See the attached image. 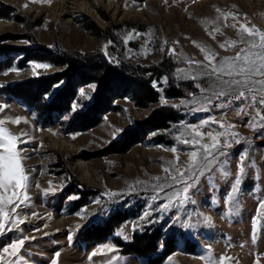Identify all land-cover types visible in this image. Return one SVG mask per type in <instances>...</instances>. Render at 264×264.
Segmentation results:
<instances>
[{"label":"rangeland","instance_id":"rangeland-1","mask_svg":"<svg viewBox=\"0 0 264 264\" xmlns=\"http://www.w3.org/2000/svg\"><path fill=\"white\" fill-rule=\"evenodd\" d=\"M87 1L93 4L99 20L85 16L79 23H60L44 11L32 10L36 4L47 2L0 0V22L4 23L0 29V85H3L0 103L9 105L0 118L3 115L26 118L27 123L18 125L20 133L34 137L30 143L21 145L27 149L23 153L28 157L24 165L31 170L32 178L31 206L24 209L29 219L22 228L24 235L36 237L26 243L25 257L30 264H49L59 251V261L76 264H102L109 256L122 257L126 264H192L206 254L210 245L217 260L221 256L232 258L227 264H256L257 255L259 264H264V210L258 209V202L264 201V128L247 127L248 117L229 108L213 106L209 112L190 111L194 105H182L181 101L191 100L189 93L199 95L195 84L204 81L182 79L177 74L178 68L188 67L186 59L204 60V54L193 41L214 50L217 59L234 56L242 47L220 48L227 39H239L237 31L225 27L222 18L217 24L223 35L217 33L215 39L209 35L217 26L208 23L219 15L216 8L236 12L242 18L246 14L250 26L254 24L264 30V0H121L125 12H129L123 17L93 0ZM231 23L229 20L228 24ZM129 33L135 38L125 42ZM172 48L175 55L169 52ZM67 54L103 58L117 69V74L109 77L105 74L101 81L89 74L82 82L77 68L69 73V68L57 63L58 56ZM30 62L48 63L51 67L39 70L37 75L32 72ZM12 68L19 69V74H3ZM57 76L62 79L52 82L47 90L38 83ZM134 78L147 80L158 101H145L141 105L134 93ZM81 90L85 95L80 94ZM97 97L101 102L99 110L93 109ZM161 97H166L168 103L163 104ZM52 103L56 111L50 107ZM73 105L77 106L75 110ZM163 109L172 110L177 117L167 130L160 127V120L150 119L154 111ZM210 116L234 123L235 131L240 133L241 142L226 149L232 179L225 182L216 172L219 190H213L201 178L194 197L196 205L179 212L175 209L163 212L157 211V205L153 204L151 216L141 219L147 205L152 203L151 193L139 186L138 190L130 191L132 183L164 175L162 162L166 164L176 157L165 149L178 147L180 162H187L191 149L178 144L176 136L184 123L196 124ZM48 129L74 149L67 151L42 143L41 135ZM116 129L122 131L115 133ZM245 151L248 153L245 165L254 161L256 168L247 167L238 201L230 206L224 193L238 173L239 157ZM77 156L84 161L85 170L79 167ZM49 181L57 191L44 196L42 190L49 187ZM109 190L121 195L103 197ZM98 198L100 204L95 203ZM33 212L38 215L31 216ZM197 212L210 216L212 226L204 224ZM186 213L193 214L195 228L173 223L176 215L186 219ZM258 213L257 241L253 243V219ZM117 215L120 217L116 218ZM37 219L44 225H34ZM111 219L110 232L104 233ZM55 220H62V225L51 227ZM152 233L159 239L147 256L126 248L136 235ZM17 235L0 237V247ZM166 240L174 249L155 263ZM103 243H111L118 251L89 260L90 253Z\"/></svg>","mask_w":264,"mask_h":264},{"label":"snow or ice","instance_id":"snow-or-ice-1","mask_svg":"<svg viewBox=\"0 0 264 264\" xmlns=\"http://www.w3.org/2000/svg\"><path fill=\"white\" fill-rule=\"evenodd\" d=\"M33 2L51 3V0H33ZM24 6L27 7V5ZM216 12L219 14L216 20L208 23L217 26L209 32V35L213 39H215L217 33L223 35L217 24V21L222 18L225 27L230 26L237 31L239 39H227L220 44V48L229 50L238 46L242 47H239V51L234 56L217 59L218 53L193 41V44L204 54V60L186 59L185 63L188 67L178 68L177 74L182 79L203 80L204 83L195 84V87L199 90V95L189 93L191 100H182L181 104L194 105L190 108V111L193 112H209L213 106L220 109L229 108L234 110L237 115L248 117L247 127L253 130L264 128V30L254 24L250 26L246 14L242 18L240 14L233 11L224 12L220 8H216ZM229 20L232 21L230 25L228 24ZM134 38L135 36L129 33L125 42ZM164 43L167 44V41ZM175 43H178V41ZM105 48H107V45H105ZM169 52L172 55L176 54L174 48L170 49ZM30 64L32 72L37 75L39 70H47L51 67L50 64L43 62H30ZM19 71V69L12 68L6 70L3 74L9 75L10 72L19 74ZM0 87H3V85H0ZM90 87L94 89L95 85ZM80 94L85 95L83 90ZM161 102L167 104V98L161 97ZM8 107V104L0 103V114H4ZM76 107V105H73V110ZM21 122L27 123L26 118H12L7 115L0 118V237L10 233H19L14 238H10L6 245L0 247V264H30V261L24 255L25 245L27 242L36 239L34 236L24 235L22 228L29 219V214L25 213L24 209L31 206L32 198L29 189L32 186V178L30 175L31 170L24 165V161L28 157L24 156L23 153L27 149L21 147V145L30 143L34 137H30L28 133L24 132L17 135L7 127L9 123L18 126ZM212 125H216V127L212 128ZM235 128L234 123L217 120L215 116H210L196 124L184 123L182 130L176 136V141L178 144L190 147L191 150L187 152L188 161L185 163L180 162L178 147L165 149L176 154V157L175 160L168 161L166 164L162 162L164 175L153 176L148 181L136 180L130 186V191L138 190L139 186L151 193L150 200L152 203L147 205L141 219L151 216L153 204L157 205V211L163 212H170L173 209L179 212L189 205H196L197 201L194 197L199 192L198 185L201 178H204L213 190H219V186L216 184V172L220 174L221 179L225 182L232 179L226 149L232 147L233 143L241 142L240 133L235 131ZM205 129L208 130L205 131ZM48 131L52 130L48 129ZM120 131L122 130L116 129L115 133ZM222 157L225 159L221 160ZM247 157L248 153L246 151L240 154L238 173L224 193L225 201L230 206L238 201L243 180L247 175V167L256 168L254 161H249L248 165H245ZM213 169L216 171L214 172ZM35 186L40 187L38 184ZM193 189H196L197 192L194 193ZM42 191L44 196H48L50 193L54 194L57 187L49 181V187ZM118 195H121V193L111 190L103 193V197L109 199ZM160 201L164 202L160 203ZM95 203L100 204L101 199H96ZM258 209L264 210V201L258 202ZM85 214H81L82 218ZM30 215L36 217L38 214L33 212ZM48 215L51 216V213ZM196 215L203 217L204 224L209 227L212 226L213 221L210 216H205L202 212H197ZM185 216L186 219H182L180 215H176L173 223H180L183 228H195L196 225L192 223L193 214L186 213ZM258 219L259 213L253 219V243L257 241ZM133 228H135V225H133ZM36 231H39V229H36ZM68 239H72L71 234ZM117 251V248L111 243H103L90 253L89 260L97 255H108ZM60 256L59 251L55 252L49 264H58ZM199 259L203 261V264H227L232 258L221 256L217 260L209 245L206 254L201 255ZM259 262L260 256L257 255L256 264H259ZM102 264H126V261L119 256H109L107 261L102 262Z\"/></svg>","mask_w":264,"mask_h":264},{"label":"trees","instance_id":"trees-1","mask_svg":"<svg viewBox=\"0 0 264 264\" xmlns=\"http://www.w3.org/2000/svg\"><path fill=\"white\" fill-rule=\"evenodd\" d=\"M58 60L57 63L64 65L65 68H69V73H72L73 70L75 68L78 69V77L81 79L82 82L85 81V79H87V76L89 74H93L96 75L99 79V81H101L104 77L105 74H107V77L109 76H113L117 74V69L114 68L111 64H107L103 58H97L95 59L94 57H92L90 54H72L69 55L67 54L66 56L61 55L60 57H57ZM68 73V72H67ZM99 75V76H98ZM62 77V76H61ZM62 78H60L59 76H57L56 78H43L42 80H39V84L44 87L46 90L47 88L51 85L52 82L57 81L59 82ZM96 79V78H95ZM107 83V82H106ZM134 93L136 95V99L137 101L141 104V105H145V101H150V102H157L158 98H157V94L154 93L152 91V89L149 87V83L147 82V80H143L141 78H134ZM36 84V83H35ZM173 91L175 90V88L172 89ZM21 95V94H19ZM60 95H58V97L60 98ZM26 97V96H24ZM57 97V98H58ZM98 99L95 102V106L93 109H97L99 110V107L101 106V102L99 101L100 97H97ZM62 99H63V95H62ZM50 107H52L55 111L56 108H54V104H50ZM58 110V109H57ZM151 120H160L161 124L160 127L163 129H169L170 128V122L174 121L177 119L175 113L172 110H157L154 111L153 114L150 116ZM159 139H161L160 141L163 142V138L160 137ZM120 217V215H117L116 218ZM115 219V218H113ZM109 221L106 225V227L103 229V232L105 233V231L107 233L110 232V225L112 223V220ZM106 233V234H107ZM157 235L155 233L152 234H145L143 236H135V239L133 240V242L131 244H128L126 246V248L128 249V251L134 252L137 255L140 256H147L149 252L153 251L154 248L156 247L157 243H158V239L156 237ZM171 242L169 240L165 241V248L161 254V256L154 260L155 263H158L162 260V258L171 253L173 251V247L170 246Z\"/></svg>","mask_w":264,"mask_h":264},{"label":"bare ground","instance_id":"bare-ground-1","mask_svg":"<svg viewBox=\"0 0 264 264\" xmlns=\"http://www.w3.org/2000/svg\"><path fill=\"white\" fill-rule=\"evenodd\" d=\"M98 5H102L108 10L112 11L114 15L117 17H123L129 14V12H125L123 8V2L121 0H93ZM32 10L41 12L44 11L49 15L51 19L58 21L60 23L64 22H75L79 23L83 20L85 16H92L96 20H99V16L96 13L93 4H90L87 0H52L51 3L47 4H36ZM4 27V23L0 22V29ZM10 130L15 134H20L21 129L17 125H13L9 123L7 125ZM59 137V136H58ZM53 133L43 132L41 135V142L47 145H51L55 148H62L64 150H71L74 149V146L67 141L58 138ZM77 160L79 161V167L83 170L84 168V161L77 156ZM88 177V173L84 171ZM62 220H55L51 223V227L60 226L62 225ZM33 224H38L40 227L44 225L40 222V219L33 221ZM40 229V228H39ZM58 264H76L72 261H67L61 259ZM82 264V263H81ZM192 264H202L201 259L196 258L192 261Z\"/></svg>","mask_w":264,"mask_h":264}]
</instances>
